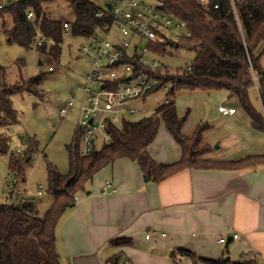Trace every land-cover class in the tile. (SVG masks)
Wrapping results in <instances>:
<instances>
[{
	"label": "trees",
	"instance_id": "1",
	"mask_svg": "<svg viewBox=\"0 0 264 264\" xmlns=\"http://www.w3.org/2000/svg\"><path fill=\"white\" fill-rule=\"evenodd\" d=\"M47 0H30L0 8V20L9 17L11 27L5 33L9 42L30 49L38 35L46 43L37 48L41 53L59 58L64 30L62 23L51 19L44 4ZM50 2L56 0H49ZM69 4L75 20L70 32L75 37L89 38L101 31L103 22L97 14L101 9L96 0H64ZM223 10L203 9L198 0H165L167 11L175 18L187 23L190 36L177 43L155 44L153 48L160 55H166L167 47L187 48L198 52L190 70L187 68L170 73L157 72L160 85L155 92L172 86L167 97L169 103L160 104L152 115L139 120L126 121L121 128H113L112 141L94 150L90 156L80 155V141L69 147L71 169L66 175L56 168L48 167L46 194L53 197V205L44 218L39 216L33 198L22 197L16 203L0 204V264H61L58 252L57 229L63 215L72 207L73 199L86 184L103 169L114 165L120 159H129L138 164L142 172L155 183H160L186 169H216L238 171L264 165V154L249 156L235 161H216L205 158L212 148L203 143V133L209 127L200 126L195 135L182 133L186 118L178 114L172 96L176 90L225 91L229 98H236L250 117L254 130L264 133V0H244L237 5V14L232 10L230 0H213ZM1 5V0H0ZM29 10L35 13L34 20L27 18ZM40 27V30H38ZM40 33V34H39ZM49 42L52 44L48 51ZM25 64L18 61L20 76ZM2 85L0 89V130L18 122L11 97L27 88L40 95L38 90L43 77L25 82L24 78L15 84L6 82L5 69L0 67ZM256 79V80H255ZM258 87L262 110H257L250 99V92ZM162 123L180 146L182 159L174 164L155 162L149 154L150 146L156 141ZM11 138L0 137V153L9 155L10 187L8 196H18V187L25 183V173L38 152L35 139L27 140L23 153L11 150ZM24 144L22 140L21 146ZM20 146V147H21ZM117 246L130 244L127 240H116ZM194 264L201 262L195 254L182 251ZM228 253L217 261L202 260L205 264H259L253 258L249 261L232 262ZM120 256L110 264H118Z\"/></svg>",
	"mask_w": 264,
	"mask_h": 264
},
{
	"label": "crops",
	"instance_id": "2",
	"mask_svg": "<svg viewBox=\"0 0 264 264\" xmlns=\"http://www.w3.org/2000/svg\"><path fill=\"white\" fill-rule=\"evenodd\" d=\"M168 135L160 149L151 150L155 142L149 148L158 164L182 159L180 146ZM258 146L254 154L263 155L264 140L258 139ZM205 158L239 160L214 150ZM103 171L105 181L78 197L59 222L61 264H110L119 256L118 264H194L182 251L195 254L199 264L225 253L232 262L255 258L264 263V165L238 171L186 169L160 183L144 180L129 159ZM108 180L115 192L105 195ZM221 236L233 239L226 246ZM116 240L130 244L117 246Z\"/></svg>",
	"mask_w": 264,
	"mask_h": 264
},
{
	"label": "rangeland",
	"instance_id": "3",
	"mask_svg": "<svg viewBox=\"0 0 264 264\" xmlns=\"http://www.w3.org/2000/svg\"><path fill=\"white\" fill-rule=\"evenodd\" d=\"M96 2L100 8L104 4V0H96ZM44 6L53 20L71 24L75 20L69 4L64 0L53 2L47 0ZM4 25L12 26L9 17H6L4 21L0 20V67L5 69L6 82L12 85L20 81L21 77L28 82L41 76L43 81L38 88L40 95L33 94L25 88L11 97L13 108L18 115V122L7 129L0 130V137L6 135L11 138L10 146L13 151L21 146L22 140L35 139L38 143L39 155L33 159L26 170L25 183L19 185L18 196L15 194L13 198H10L8 196L11 178L9 155L0 153V204L19 202L23 196L33 198L39 216L44 218L53 205V197L46 194L48 167L56 168L63 175L68 174L71 169L69 147L79 139L78 100L82 97L79 87L84 83L82 75L89 72L91 68L89 58H80V50L89 41L73 36L70 31L64 32L61 55L55 58L48 53H41L36 43L30 49H25L16 43L9 42ZM171 36L174 37V35ZM147 45L146 42H142V48ZM51 46L49 42L48 51ZM197 55L196 50L167 47L166 55L151 53L146 57L147 64L150 65L157 61L163 64L170 73H177L193 64ZM19 60H23L25 64L22 70L23 76H20ZM262 65L264 67V55ZM51 68L53 71H50ZM2 81L0 76V89ZM167 87L168 90L161 89L148 99L143 105L146 112L135 116L133 120L152 115L156 108L166 100L172 86L167 85ZM172 98L175 100L179 116L186 118L182 130L184 135L192 137L200 126L208 125L209 127L203 133V143L211 147L218 155L234 160L256 155L254 153L260 148L258 139L263 141L264 133L253 129L250 117L236 98H229L225 91L187 89L176 90ZM70 99H75V104L68 109L67 116L62 118L59 111L67 106ZM250 99L257 110L263 111L257 86L250 92ZM219 106L235 109L236 116L226 117L220 114ZM168 138L169 135L162 123L151 150L155 152L160 149ZM103 170L97 173L93 181L86 184V192L90 191V187L96 188L103 183L102 181H105L102 180ZM145 176H143L144 180ZM40 185L44 190L41 198L33 192ZM85 191L78 192L76 196L81 197ZM258 262L264 264L261 261Z\"/></svg>",
	"mask_w": 264,
	"mask_h": 264
},
{
	"label": "built area",
	"instance_id": "4",
	"mask_svg": "<svg viewBox=\"0 0 264 264\" xmlns=\"http://www.w3.org/2000/svg\"><path fill=\"white\" fill-rule=\"evenodd\" d=\"M24 1L30 0H1L0 8ZM230 2L238 16L237 5L241 1ZM198 3L204 10L211 6L221 9L213 0H198ZM108 4L112 6L110 10ZM97 16L103 22L101 31L85 38L89 42L80 50V58H89L91 66L89 72L82 75L84 83L79 87L82 97L78 100L77 128L82 157L90 156L94 150L109 144L113 128H121L126 121L146 112L143 105L153 97L156 87L160 85L155 75L167 70L157 61L147 64V55L158 54L153 46H168L191 35L187 23L167 11L165 0H104ZM27 18L34 20L33 10L28 11ZM70 27L69 22L62 23L65 32L70 31ZM142 42H146L147 47L142 48ZM35 43L42 46L46 38L39 35ZM191 67L192 64L187 69ZM165 89L168 90V87ZM75 101L70 99L67 106L60 109L62 118L67 116L68 109L74 106ZM169 102L170 98L167 97L162 103ZM218 111L229 116L236 113L235 109L224 106H219ZM26 147L27 141H24L17 151L23 153ZM38 155L39 152L33 159ZM33 192L41 198L44 195L43 186L40 185ZM102 192L105 195L115 192L110 180L106 181ZM78 201V196H75L73 205H77ZM151 236L149 234L147 239ZM233 237L237 239L239 236L234 234ZM219 240L226 243L227 237L221 236Z\"/></svg>",
	"mask_w": 264,
	"mask_h": 264
},
{
	"label": "water",
	"instance_id": "5",
	"mask_svg": "<svg viewBox=\"0 0 264 264\" xmlns=\"http://www.w3.org/2000/svg\"><path fill=\"white\" fill-rule=\"evenodd\" d=\"M107 7H108V9L110 10L112 6H111V4H108ZM221 13H222V15H224L222 9H221ZM145 180H148V177H147V176H145ZM232 239H233V238H230V237L227 239V241H226V246H228V245L231 243ZM228 259H229V258H228Z\"/></svg>",
	"mask_w": 264,
	"mask_h": 264
}]
</instances>
